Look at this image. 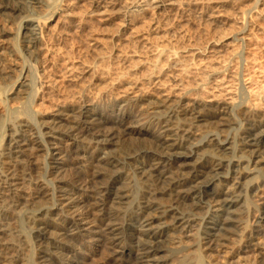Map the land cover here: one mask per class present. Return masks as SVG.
<instances>
[{"label": "rangeland", "instance_id": "obj_1", "mask_svg": "<svg viewBox=\"0 0 264 264\" xmlns=\"http://www.w3.org/2000/svg\"><path fill=\"white\" fill-rule=\"evenodd\" d=\"M44 1L46 16L41 18L45 23L35 54L37 62L24 56L21 18H9L0 8V34L6 33L0 41V77L5 73L7 80L12 78L11 83L0 79V263L37 264L39 254L53 243L59 247L55 251L58 255H52L56 264H132L137 252L131 248L133 243H126L132 254L121 263L122 258L110 254L103 238L95 233L101 231L99 219L111 210L124 215L126 223L138 220L136 207L150 189L151 180L144 183L147 181L136 174L135 166L157 162L149 157L158 152L152 143L162 136L183 145L177 152L191 154L190 163L201 157H221L224 165L218 172L222 175L231 174L226 166L231 159H241L243 167H254L240 179L238 192L243 201L235 208L236 214L224 216L233 222L219 233L217 244L202 241V219L208 208L191 200L187 207L180 206L192 213L193 219L189 226H181L183 229L174 225L170 230L165 250L159 255L164 263L260 264L262 258L264 263V224L255 222L264 196V164L249 165L250 157L239 149L240 136L251 123L259 124L256 135L264 136V0ZM23 66L31 72L33 83L20 94L14 83L19 82ZM214 105L224 108L222 116L228 117L224 125L209 118ZM190 108L199 109L204 118H193ZM80 111H89L92 122L86 123ZM126 115L133 121L130 126L141 133L118 135L114 145L105 144V134L94 135L98 129L116 128ZM159 119L169 121L168 129ZM225 137L227 144L217 150L208 143L210 139L222 142ZM12 138L24 149L15 152L20 148L10 141ZM103 145L106 151L99 150ZM54 146L61 151L58 162L52 159ZM127 149L132 153L126 159ZM114 157L120 159L117 167L108 163ZM156 164L159 170H178L173 163ZM92 167L98 169L104 182L115 172L117 189L130 188L132 198L120 209L108 203L93 211L89 215L93 226L79 230L84 223L76 220L79 217L75 214L82 208L68 214L64 207L75 195L104 197L105 192L92 185L84 191V183L71 181L74 177L84 179ZM5 174L17 178L6 179ZM253 187L256 191L252 192ZM39 212H45L46 217H40ZM37 217L46 218L59 235L53 232L47 241H38L33 227ZM143 230L138 227L134 232ZM247 240L253 242L250 248Z\"/></svg>", "mask_w": 264, "mask_h": 264}, {"label": "bare ground", "instance_id": "obj_2", "mask_svg": "<svg viewBox=\"0 0 264 264\" xmlns=\"http://www.w3.org/2000/svg\"><path fill=\"white\" fill-rule=\"evenodd\" d=\"M4 2L5 3L0 4V8L3 9V11L8 12V17L9 18H11V17L12 18H21V20L23 22L22 23L23 26L22 25L21 26L24 29V33H23V35H21V37L23 38V42H24V47H23L24 48V56H26V58H28L29 60H31L33 62H37L36 61L37 59H35V57H36L35 54L37 53L36 51H38L37 49L39 47V43L41 41V35L43 33V26H44L45 22L43 23V20H41V18L46 16L44 14L45 13L44 9L46 6L45 3L47 1L45 2L44 0H4ZM44 20H46V19H44ZM223 33H225V32H223ZM5 34H6L5 31H3L0 34V41L3 40V37L5 36ZM8 38H10V37H8ZM6 41H8V40H6ZM80 42H82V41H80ZM1 54H3V53L0 52V55ZM246 59H248V58H246ZM99 62H101V61H99ZM111 65H113V64H111ZM247 65H248V63H247ZM108 66H109V64L107 65V67ZM115 66H117V65H115ZM110 67L113 70L114 67H112V66H110ZM104 68H106V67H104ZM252 71H253V69H252ZM106 72H108V71H106ZM0 75H2V74H0ZM3 75L5 76V73ZM4 76L0 77V79L5 80L6 82H9L10 79L12 80V78H9L7 80L5 78L6 76L5 77ZM30 77H31V72L28 71V69H26L24 66L21 69H19V79L20 80H19V82L14 83V85H16V87H17L15 91L20 92V94H21L22 92H24L26 90V87H28V89L29 88L31 89L32 83H33V81H32L33 78L30 79ZM9 83H11V82H9ZM5 85H6V83H5ZM263 88H264V86H263ZM34 91H32V92L34 93ZM36 92H38V91L36 90ZM36 92L32 95H37ZM263 93H264V91H263ZM15 94H17V93L15 92ZM247 102H249V101H247ZM184 106H185V104H184ZM181 108H183V107H181ZM190 109H192V108H190ZM188 112L190 113V115H192L193 118H195L197 120H202L204 118V117H202L203 114L199 113V109H192V110H189ZM11 113H14V112L11 111ZM244 113H245V111H244ZM223 114H225L224 108L214 105V107H212V109L210 110L209 118L212 117L214 119L220 120L221 121L220 124L219 123H217V124L224 125L225 124L224 122H226L225 120L228 117L225 119L224 116H222ZM81 115H82V118L83 117L85 118L84 121L86 123L93 116L92 114H90L89 111L88 112L87 111L81 112ZM226 115H227V113H226ZM169 116H167V117H169ZM250 118H252V116H250L249 119ZM92 119L90 122H92ZM94 119H95V117H94ZM99 119L97 118V120H99ZM159 120L160 121L162 120L161 124L165 123L164 125H162V127H167V129H168L169 121L168 120L165 121L166 118H165V120L164 119H159ZM94 122H95V120H94ZM131 122H133L132 119H130L127 115L123 116L121 118V120H119V124H116L117 125L116 128L113 129L111 127V129H110L108 126L105 125L109 129H107V130L98 129L95 131L94 135L96 137H98L97 135L105 134V137L107 139L104 136H102L106 139L107 143H105V144L114 145L118 135L127 136V135H131L132 133H141L140 131L138 132V130H140V129L137 130L135 127L130 126ZM99 123H101V122H99ZM99 123H97V126L101 125ZM158 123H159V121H158ZM215 123H216V121H215ZM100 128H102V127H100ZM260 128H261V126L259 124L256 125V123L255 124L251 123L248 127H246L243 130L242 135L240 136V142H239L240 147H239V149L243 154H246L248 157H250V159L247 161V163L248 164L251 163V165H253V164L255 165L256 163L264 164V136H263V134L261 136H257L259 134V133L257 134V131ZM73 129L75 130L76 127ZM71 130H72V128H71ZM77 132H78V129H77ZM93 132H94V129H93ZM72 133L73 132H71V134ZM69 134H70V132H69ZM69 136H71V135H69ZM92 137H94V136L92 135ZM105 139H104V141H105ZM93 140H94V138H93ZM226 140H227L226 137L223 138L222 142L214 140V139H210L208 143L210 146L213 147V150H217L219 145H226L227 144ZM10 141H14V144L19 142L16 140V138L15 139L12 138ZM154 142L155 143H152V144L155 145L158 152L155 151L154 153H152V155H150V157H149L150 160L151 161L156 160L157 161L156 163H163V162H166L167 164L173 163V164L177 165L178 170L176 172H171V171L167 172V171L159 170L160 165L157 166L156 163L152 164L150 161L138 164L137 166H135L136 174L141 179H145V181H147L146 179L151 180L150 183L148 181L144 182L146 184L147 183L150 184V186L148 184L150 189L146 192L145 195H143L144 197H141V199L139 200L138 205L136 207L137 211H139L138 212V220L134 221L133 223H130L131 221L129 219L132 217L130 215L131 217L129 219L127 217V219L130 222L126 223V222H124V220H126L124 215L121 216L120 212H118V214H117L116 212H112L114 210H111L110 211L111 213L109 212V213H106L105 215L103 214L102 217L99 219L100 222H102V223H100L99 225L96 223L98 225V227L101 228V231H98L97 233H95V235H98V237L103 238L104 244L106 246L104 244H102V245H104V247L108 248L107 250L110 252V254L116 255V256L122 258V259L119 258L121 260V263H124L127 261V260L126 261L123 260V257L131 255L132 254L131 248H133L137 252H136V255H134V257H132V258H134L132 264H165L164 260L161 257L162 255L161 256H159V255L161 252H164V250H165L164 243L168 239V236L170 235V232H171L170 230L174 228V225H175V227H179V228L181 226L185 227V225L186 224L188 225L189 221L193 219L191 216L192 213L191 214L186 213L183 210H181L182 207H180V206L187 204L186 202L190 201V200L193 201L196 206L206 207L209 210L208 215H206L204 218L201 217V219L203 218L202 220H203V226H204V230H203L204 237H202V241L204 242V244H207V245L211 244L212 242H216L220 237L219 233L222 230H226V228L229 226V224L231 222H233L230 217L227 218L224 216L236 214L235 212L237 210L235 211V208L237 207V205L241 204L243 201V197L240 194L241 189L239 190L240 192H238V189L241 185L240 179L243 178V175L245 173H248V172L252 173L253 169H254V167L251 169H249L248 167H245V166L243 167L241 159H231L228 161L226 160L227 161L226 166L229 167L231 174L229 176L222 175V174H220V172H218L219 169H221V168L223 169V165H224L222 162V159H220L221 157L218 158L216 156L217 158L216 157L213 159L209 158L208 160H201L202 159V157H201L200 160H198L194 163H192V162L190 163L189 159L192 158L191 154L190 155L182 154V153L179 154V152H177V149H179V148H181V146H183L180 143L179 144L175 143V142L173 143V142H171V140L163 138V136L157 137ZM98 144H99V142H98ZM15 147L20 148V149L16 150L15 152H19V151L24 149L19 144H16ZM52 149L54 151V153L53 152L51 153L52 159L54 161L59 160L58 157L61 154L60 149L58 147H55V146ZM11 150L12 149H10V151ZM99 150L106 151L105 146L104 145H103V147L100 146ZM129 150L127 149V152H126V150H124L126 152V156H125L126 159L130 158V156H131L132 152L130 153ZM115 157L112 160L108 161V163L113 167H117V165L119 166V163H120V159L118 160V157L117 158H115ZM123 158L121 157V159H123ZM108 163H106V164H108ZM154 164H156V165H154ZM93 165L94 164H92V166ZM94 168H96V167H92L91 170L90 169L88 170L87 174L84 175V177H85L84 179L81 177L83 180L81 178H75L73 176L74 178L71 181L76 182V184H78L77 182H80V184L84 183V184H82L83 190H84V187L89 188V186L92 185L96 189H99V191H102V192L104 191L105 192L104 197L100 198L99 196L96 197L97 195L92 194V195L85 196L84 198H80V197L75 195L74 197H69L67 199L68 203H66L65 207H64L66 209V212H68V214L69 213H75V210H78L80 207L82 208L81 212L75 214V215H77V217H79L76 220H80L82 223H84L83 226H81L79 228V230H88L86 228V226H93L92 222L89 220L90 219L89 215H92L93 211H96V210L100 211V210L104 209L108 205V203L117 205V208L120 209V205H122V204L124 205V203H126L128 201V199L132 198V195H131L132 193H130V188L129 189L128 188L123 189V187H121L122 189L121 188L117 189L116 184L118 182L119 177L116 175L115 172H114V175L112 174L113 176H110L111 180L109 182L108 181L104 182L105 180L102 181V179H100L101 176H100V173L98 172V169L94 170ZM243 168H247L248 171L243 170ZM263 169H264V167H263ZM110 173H112V172L110 171ZM12 177H11V175L9 177L8 174H5L6 179H9V178L11 179ZM13 178L15 179L17 177H13ZM18 178H20V176H18ZM9 182H10V180H9ZM61 182H66V181H61ZM142 183H143V181H142ZM10 184H11V182H10ZM80 184L78 186H80ZM253 191H256L255 188H254V190L252 189V192ZM168 197H169V199H167L168 201L166 203H164L163 202L164 198H168ZM261 198H262L261 205H260L261 206V213H260V216L258 217V219L255 221L259 225L264 224V196ZM88 202H90V203H88ZM161 202H163V203H161ZM77 205H78V207L76 208L75 206H77ZM64 208H63V210H64ZM72 208H73V210H71ZM48 209H50V208H48ZM39 215H40V217H43L45 215V212H44V214L39 212ZM44 217H46V215ZM74 218H73V220H74ZM44 219H46V218H44ZM44 219H40L39 217H37V219L34 222L33 227H34V229H36L37 235H35V236H36L38 241H41L43 239H45L47 241L48 237H52V236H50V234L52 235V233L54 232L52 230L53 226H51L49 221L44 220ZM168 219H170V220L168 221ZM76 223H77V221H76ZM79 225H80V223H78L76 226H79ZM138 227L144 228V230L140 234H136L134 232L136 229H138ZM155 228H158V230L155 231L154 230ZM57 233L58 232H56L55 234L57 235ZM58 235H59V233H58ZM60 235H62V233ZM95 237H94V240L97 238V237L96 238ZM253 237H254V239L259 238L258 236L257 237L253 236ZM57 238H58V236H57ZM57 238L56 239L54 238L55 242L57 241ZM51 241H53V240H51ZM247 241H249V240H247ZM251 241L252 240L249 241V245L247 247L251 246L250 243H253ZM259 241H263V240H259ZM126 243H133V247H131V248L128 247V245H126ZM46 244H47V242H46ZM216 244H217V242H216ZM254 244L256 245V242ZM59 245H60V243H59ZM130 246H131V244H130ZM57 249L59 250V247L54 245L53 243H51L48 246V248H46V250L43 249L42 253L39 254V256H38L39 259H37V264H56V262H55L56 260L55 261L53 260L55 258L52 259V257H53L52 255L54 253H55V256L58 255L55 252ZM60 255H61V253H60ZM262 260H263V258H262ZM262 260L259 261L260 264H264ZM114 262H115V260H114ZM198 264H200V263L198 262Z\"/></svg>", "mask_w": 264, "mask_h": 264}]
</instances>
